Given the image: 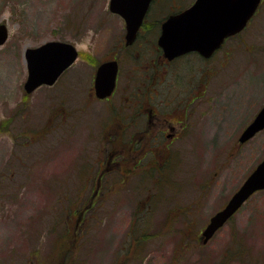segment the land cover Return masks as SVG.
<instances>
[{
    "label": "rangeland",
    "instance_id": "1",
    "mask_svg": "<svg viewBox=\"0 0 264 264\" xmlns=\"http://www.w3.org/2000/svg\"><path fill=\"white\" fill-rule=\"evenodd\" d=\"M174 1L156 7L154 19L176 10ZM108 2L0 0L8 38L0 46V264H264V191L206 246L196 241L264 156V130L238 142L264 105V3L208 67L192 69L191 57L186 73L182 59L180 75L156 81L157 91L176 92L181 75L182 87L207 85L192 104L184 152L127 177L121 172L139 158L112 159L111 171L97 180L106 156L128 145L130 129L119 125L129 122L159 32L147 26L139 40L146 51L123 52V24ZM57 40L75 46L79 58L55 85L25 94L24 50ZM115 56L121 66L115 95L92 98L97 66ZM97 181L102 194L84 213ZM76 222L83 225L76 229Z\"/></svg>",
    "mask_w": 264,
    "mask_h": 264
},
{
    "label": "water",
    "instance_id": "2",
    "mask_svg": "<svg viewBox=\"0 0 264 264\" xmlns=\"http://www.w3.org/2000/svg\"><path fill=\"white\" fill-rule=\"evenodd\" d=\"M151 0H110L109 11L117 13L126 23L125 44H130L142 23ZM259 0H196L188 10L171 16L162 25L159 44L171 58L195 50L208 55L221 44L226 35L242 29L256 9ZM7 29L0 24V45L6 41ZM28 74L23 89L32 93L41 85H53L58 77L77 59V51L70 43L47 41L24 53ZM118 66L116 61L103 62L94 76L95 96L104 99L112 94ZM264 129V107L240 134L239 142L245 143ZM264 190V157L241 183L220 212L209 220L202 232L204 243L231 218L242 203L254 192Z\"/></svg>",
    "mask_w": 264,
    "mask_h": 264
},
{
    "label": "flooded vegetation",
    "instance_id": "3",
    "mask_svg": "<svg viewBox=\"0 0 264 264\" xmlns=\"http://www.w3.org/2000/svg\"><path fill=\"white\" fill-rule=\"evenodd\" d=\"M164 1L165 0H152L150 2L147 12L142 20L143 23L138 30L135 41L131 45L126 46L124 44L123 36V52L135 56V54L139 52L146 51L145 46L148 43L139 41L142 37V31L147 26H149L148 31L153 26H157V29L159 31L161 28V24L165 21V19H167V17L178 14V12L187 9L194 2V0H191L192 2L190 1L187 6L180 7L181 4L178 5V2L180 0L174 1L173 4H170V7L172 6L173 8H176V10H178H172V12L170 11L169 13H167V16L161 19V22H159V20L154 19L152 14L153 10L156 7L163 6L162 3ZM263 3L264 0H260L253 17L246 23L244 29L239 33L234 34L233 36L225 37L224 42L217 49H215L209 57H205L203 55L201 56L199 53L191 51L189 53L181 54L180 56L167 59L158 43H156L157 40L153 42V51H149L151 55L145 60L147 61L145 65L143 64L144 66L141 74V76L144 78L143 88L138 89L137 95H134V98H131L134 103L131 104L132 109L130 108V113L128 114L129 122L127 121V124L119 125L121 131L125 128L130 129L131 134L127 141L128 145L126 146L125 144L119 143L117 145L119 148L112 152L114 153V155L110 153V155L106 156V159L102 162V164L99 165V167L101 168V174L100 176H98V180H101L100 178L102 177V175H107V173L111 171L112 168L110 167V164L112 163V159L129 157L139 158L133 168L130 167L129 169H127L125 167L123 169V172H121L122 175L127 177V173L130 172L134 175H136V173L140 174L141 172H144L146 170L145 167L149 163L152 164V162H145L147 156H150L149 158H147V160L153 161L154 159L155 161H157L155 163L162 167L164 160H166L170 154L184 152L183 140L190 136L189 134L191 131L190 125H192V104L196 99L205 97L204 95L207 91V85L202 82L200 85H198V83L196 86L189 87L188 85H186L185 87H182L179 84V80L182 75L180 77L177 75L178 80L175 86L178 88V90L176 92L174 91V87L172 86L169 87L168 91H157L154 86L156 84V81L160 80V83H163L165 79L170 76V73L179 72L180 75L181 70L178 71V68L181 66L179 62L182 59L185 60L184 64L186 73H189L190 70L188 66V60L191 61V57L197 59V61L192 64V69L196 65H200L202 66V68L208 67V62L213 60L219 53H221L228 43H232L233 41H235L236 38H238L249 28L251 22L258 15L261 7L263 6ZM118 18L120 19V17ZM120 21L123 24L124 33L125 23L121 19ZM158 23L160 24L158 25ZM113 59L117 60V64L119 66V72L116 77L118 82L121 72L120 60L117 56H115ZM113 59H110L108 61H111ZM200 74L203 77L204 74L202 72H200ZM92 89L93 88L91 87V90ZM91 97H94V91L91 93ZM209 100V98H205V102H209ZM122 152L127 153V155H121ZM101 194L102 190H99V183L97 181L93 193L86 199V202L82 204L84 213L94 207L97 202V198L100 197ZM80 225L83 224L76 222V229ZM76 229L74 231H76ZM187 232L192 231L188 230ZM188 235L185 236L188 237ZM215 235H213L210 240ZM210 240L207 243H203L201 234L199 238L196 239L197 243L201 241V244L203 246H206L208 243H210Z\"/></svg>",
    "mask_w": 264,
    "mask_h": 264
},
{
    "label": "trees",
    "instance_id": "4",
    "mask_svg": "<svg viewBox=\"0 0 264 264\" xmlns=\"http://www.w3.org/2000/svg\"><path fill=\"white\" fill-rule=\"evenodd\" d=\"M114 126H116V125H113V127H114ZM153 162H154V163H153ZM153 162H152V164H155V162H157V161L154 160ZM159 167H160V166H159ZM159 167L155 169V170H157V172H160V170H161V167H160V168H159ZM149 176L152 177V176H151V173L149 174ZM92 193H93V192H92Z\"/></svg>",
    "mask_w": 264,
    "mask_h": 264
}]
</instances>
